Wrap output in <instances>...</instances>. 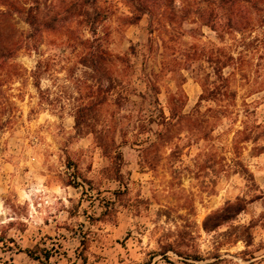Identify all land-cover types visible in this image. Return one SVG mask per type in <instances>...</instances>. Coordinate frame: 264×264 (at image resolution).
I'll use <instances>...</instances> for the list:
<instances>
[{"label":"rangeland","instance_id":"rangeland-1","mask_svg":"<svg viewBox=\"0 0 264 264\" xmlns=\"http://www.w3.org/2000/svg\"><path fill=\"white\" fill-rule=\"evenodd\" d=\"M37 3L35 49L0 15V264H264V0Z\"/></svg>","mask_w":264,"mask_h":264},{"label":"trees","instance_id":"trees-1","mask_svg":"<svg viewBox=\"0 0 264 264\" xmlns=\"http://www.w3.org/2000/svg\"><path fill=\"white\" fill-rule=\"evenodd\" d=\"M252 6L254 7V5ZM37 7H38L37 0H32V5L29 6L28 8H21L19 6H16L14 2H11L10 4H8L7 9L5 11L0 10V15H6V16L18 15L29 26V31L25 36V40L26 42L30 43L29 44L30 47H34L33 49L37 48V44H36L38 42L37 39L39 37L42 26H44L40 22V18L37 12L38 10ZM47 28H50V26H48ZM1 39L2 37L0 33V64L4 62L6 59H10L13 57V51L16 47V41L10 42V45L8 46L5 47L2 46ZM17 41L18 44H22V41L20 39H18ZM116 156L118 157V159H122L121 152H118ZM168 250H171V248H166V251Z\"/></svg>","mask_w":264,"mask_h":264}]
</instances>
